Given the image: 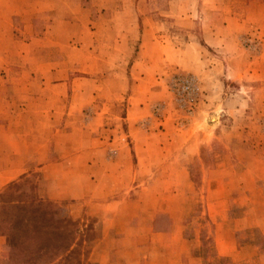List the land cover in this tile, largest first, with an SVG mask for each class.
Returning a JSON list of instances; mask_svg holds the SVG:
<instances>
[{
    "label": "rangeland",
    "instance_id": "obj_1",
    "mask_svg": "<svg viewBox=\"0 0 264 264\" xmlns=\"http://www.w3.org/2000/svg\"><path fill=\"white\" fill-rule=\"evenodd\" d=\"M198 1L0 0V100L19 94L18 79L47 82L28 83L20 94L64 96L42 104L60 111L51 132L37 136L42 163L71 153L67 129L87 131L75 143L90 150L89 174L105 204L81 211V200L73 213L98 232L89 264H219L218 257L228 259L220 264H264V61L249 35L255 28L264 34V5L254 9L246 0L234 23L247 38L239 46L244 62H263L260 70L238 81L222 77L224 86L207 99L185 70L193 61L185 45L201 40ZM182 75L193 78L191 92L175 84ZM73 89L90 98L76 99L87 103L67 119ZM230 100L241 109L235 118ZM124 156L131 165L125 182ZM37 162L23 173L41 178ZM216 241L229 254H218ZM4 243L0 235V252Z\"/></svg>",
    "mask_w": 264,
    "mask_h": 264
},
{
    "label": "crops",
    "instance_id": "obj_2",
    "mask_svg": "<svg viewBox=\"0 0 264 264\" xmlns=\"http://www.w3.org/2000/svg\"><path fill=\"white\" fill-rule=\"evenodd\" d=\"M245 2L246 0L198 1L199 7L202 8L200 17L202 21L201 40L197 43H187L185 45L187 49L191 50L190 54L193 58L192 62L186 63L185 70L197 76L200 87L206 90L207 99H214L213 91H217L220 86H224V82H220L222 77L226 81H238L250 74L251 71L260 70V66L263 64V62L257 65H253L251 62L245 63L244 54L246 52L244 51L243 53V48L239 47L247 38L246 36L244 37L242 30H237L234 27V23L238 20L235 16V8L240 7ZM250 4H253L252 7L254 9L257 5H264L259 0H254ZM13 15H16V13ZM259 17L263 19L264 15ZM7 24L8 28L12 29V16H10V20L6 21ZM24 29H26V25ZM249 35L253 36V40L251 41L254 42V44H250L254 46V50L258 52L261 60L264 61V34L262 30L255 28L254 32H251ZM16 83L20 86L19 94L7 95L0 100L3 105L5 104L0 109L2 113L0 114V119H4L3 125H0V131L3 133L2 150H0V161L2 160L0 163V185L26 171L25 166L38 159L37 163L42 164L39 167L42 178H39V192L43 197L53 202L56 217L74 219L73 216L75 215L73 213L79 210L78 203L81 200V211L83 207L100 208L104 206L105 204L101 203L99 199V182L96 179L92 180L89 174L88 166H90V163L88 161L91 158L88 153L90 150H88L86 144L83 142H79V145L75 143L77 136H80L82 140L87 137L86 130L73 126L65 131L64 136L68 140V143H70L72 151L64 159L45 164L42 163V158L38 156L41 154V148L39 147L40 145L43 146V144L42 142L38 143L39 139L37 140V136L49 134L51 132L49 128L51 118L57 120L60 115L59 106L47 108L42 104L44 102L61 101L64 96L60 97L54 94H20L27 91L28 83L41 87L44 83H47L46 80L34 79L27 82L18 79ZM60 85L61 83H55L52 86L60 87ZM213 87L215 88L214 90H212ZM73 90L74 95L70 97V102L64 106L65 110L62 111V114L66 113L67 119L74 118L76 114L81 112L80 110L85 106V103H87H77L76 99H81L85 96L90 98L89 92H81L80 90L75 92V89ZM232 103V100L228 102V106L232 108L229 109V113L235 118L236 115L240 114L241 109L236 108ZM51 108H54L53 112ZM5 119L8 120L7 123H5ZM28 119L31 120L29 125ZM43 119L45 120L44 123ZM28 126L32 127L30 134L35 136L33 140L27 139ZM68 143L65 147H68ZM76 145L80 148L82 147V149L79 148L77 150V153L74 150ZM58 149L60 148L58 147ZM1 152H3V155H1ZM119 154L120 152L117 156H120ZM130 167V160L124 156L123 168L125 170H122L124 182L129 175L127 170ZM42 187L44 190H42ZM83 216V219H85V215ZM2 236L4 237L5 235ZM7 245L8 243L3 244L0 253L3 252L5 254ZM216 248L220 255L229 254V246L223 248L216 241Z\"/></svg>",
    "mask_w": 264,
    "mask_h": 264
},
{
    "label": "trees",
    "instance_id": "obj_3",
    "mask_svg": "<svg viewBox=\"0 0 264 264\" xmlns=\"http://www.w3.org/2000/svg\"><path fill=\"white\" fill-rule=\"evenodd\" d=\"M38 180L23 173L0 191V235L9 240L7 264H89V242L98 232L78 219L56 217L53 202L39 192Z\"/></svg>",
    "mask_w": 264,
    "mask_h": 264
},
{
    "label": "built area",
    "instance_id": "obj_4",
    "mask_svg": "<svg viewBox=\"0 0 264 264\" xmlns=\"http://www.w3.org/2000/svg\"><path fill=\"white\" fill-rule=\"evenodd\" d=\"M175 84L180 88L182 92H191L193 90L194 81L192 77L188 76H178L176 78Z\"/></svg>",
    "mask_w": 264,
    "mask_h": 264
},
{
    "label": "bare ground",
    "instance_id": "obj_5",
    "mask_svg": "<svg viewBox=\"0 0 264 264\" xmlns=\"http://www.w3.org/2000/svg\"><path fill=\"white\" fill-rule=\"evenodd\" d=\"M210 120L211 121H215V117L214 116H210Z\"/></svg>",
    "mask_w": 264,
    "mask_h": 264
}]
</instances>
